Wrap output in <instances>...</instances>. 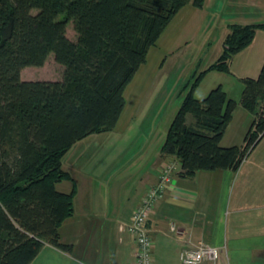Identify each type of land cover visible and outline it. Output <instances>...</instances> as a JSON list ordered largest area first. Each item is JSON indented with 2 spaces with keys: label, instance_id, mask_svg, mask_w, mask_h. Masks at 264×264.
I'll return each mask as SVG.
<instances>
[{
  "label": "trees",
  "instance_id": "trees-1",
  "mask_svg": "<svg viewBox=\"0 0 264 264\" xmlns=\"http://www.w3.org/2000/svg\"><path fill=\"white\" fill-rule=\"evenodd\" d=\"M204 0H0V264H30L45 243L63 251L59 227L73 214L75 186L62 158L92 133L110 131L123 109V89L146 53L184 5ZM35 11V12H33ZM62 15V18H58ZM71 20L76 33L66 35ZM218 57L180 85V104L160 146L178 159V174L235 172L264 134V61L257 77H242L239 103L253 119L241 145L221 137L238 102L221 85L197 99L209 70L229 71L231 56L264 22L228 23ZM63 66L60 80H23L21 70L42 66L49 54ZM190 115L191 120L187 121Z\"/></svg>",
  "mask_w": 264,
  "mask_h": 264
},
{
  "label": "crops",
  "instance_id": "crops-1",
  "mask_svg": "<svg viewBox=\"0 0 264 264\" xmlns=\"http://www.w3.org/2000/svg\"><path fill=\"white\" fill-rule=\"evenodd\" d=\"M208 1L200 8L181 7L148 48L145 62L123 89L125 103L114 127L87 135L65 153L62 167L71 179L57 182L56 189L69 192L75 186L73 214L59 227L60 241L70 250L45 243L30 264H135V244L127 231L130 214L156 181L158 165L175 159L160 153L166 133L163 138L144 131L157 97L155 74L206 21ZM241 1L248 9L238 12V21L226 23L225 35L228 23L264 22V0ZM263 61L264 29L259 28L251 42L231 56L229 71H207L194 89L195 98L202 99L221 85L227 97L238 102L221 137L222 146L243 143L253 115L239 103L240 78L257 77ZM209 75L219 80L205 91L200 88L197 95ZM136 120L139 132H133ZM179 171L173 175L170 191L156 202L148 223L154 241L153 264H183L180 249L200 241L224 247L217 264H264V134L236 174L229 169L197 170L189 177Z\"/></svg>",
  "mask_w": 264,
  "mask_h": 264
},
{
  "label": "rangeland",
  "instance_id": "rangeland-1",
  "mask_svg": "<svg viewBox=\"0 0 264 264\" xmlns=\"http://www.w3.org/2000/svg\"><path fill=\"white\" fill-rule=\"evenodd\" d=\"M236 1L237 3L232 2V0H209L207 4L205 3L204 16L206 21L203 22L202 26L196 32L190 33L188 37L191 36V40L187 46L181 48L182 50H179L173 59L170 58L161 70L156 72L154 92L157 97L153 103L154 110L147 116L150 122L145 126V132L155 133L154 137L164 136L175 110L181 101V97L177 95L178 87L188 78L197 63L200 65L198 69L200 71L217 58L218 53L221 51L222 39L226 33V23L228 21H238V12L248 9L241 4V0ZM58 18H62V15H59ZM66 35L72 41L76 40V33L71 20L66 24ZM62 73V65L55 62L53 54L51 53L42 66L25 67L21 70L20 76L23 80H60ZM210 74H221L223 76V73L213 72ZM213 75L205 77L201 83V87L198 89L197 95L201 93L200 88L205 91L208 87H213V83L219 80L216 77H211ZM190 120L189 115L187 116V121ZM136 122L137 120L134 122L133 132H139L141 129ZM144 131L141 130V132ZM158 137L153 139L157 140ZM68 154H70L68 157L70 158L71 153ZM172 158L175 157L173 156ZM166 160L178 161L176 158ZM63 164L66 165V162H63ZM237 172L238 169L234 173L236 174Z\"/></svg>",
  "mask_w": 264,
  "mask_h": 264
},
{
  "label": "built area",
  "instance_id": "built-area-1",
  "mask_svg": "<svg viewBox=\"0 0 264 264\" xmlns=\"http://www.w3.org/2000/svg\"><path fill=\"white\" fill-rule=\"evenodd\" d=\"M178 169L177 160L161 162L156 168V181L146 188L141 201L130 214L127 231L135 244L133 252L135 264H153L154 241L148 223L156 202L170 191L173 175ZM223 251L224 247L200 241L181 248L179 259L183 264H200L205 260L217 264Z\"/></svg>",
  "mask_w": 264,
  "mask_h": 264
}]
</instances>
